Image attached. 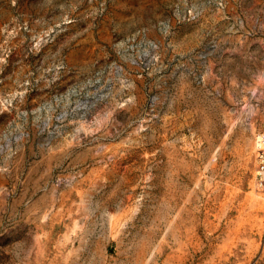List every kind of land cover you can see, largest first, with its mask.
<instances>
[{"label":"rangeland","instance_id":"obj_1","mask_svg":"<svg viewBox=\"0 0 264 264\" xmlns=\"http://www.w3.org/2000/svg\"><path fill=\"white\" fill-rule=\"evenodd\" d=\"M264 0H0V264H264Z\"/></svg>","mask_w":264,"mask_h":264},{"label":"built area","instance_id":"obj_2","mask_svg":"<svg viewBox=\"0 0 264 264\" xmlns=\"http://www.w3.org/2000/svg\"><path fill=\"white\" fill-rule=\"evenodd\" d=\"M254 160V184L259 191L264 192V132L259 133L256 137Z\"/></svg>","mask_w":264,"mask_h":264}]
</instances>
